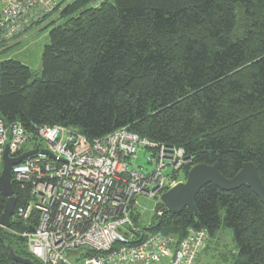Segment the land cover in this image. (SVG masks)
<instances>
[{"label": "trees", "instance_id": "1", "mask_svg": "<svg viewBox=\"0 0 264 264\" xmlns=\"http://www.w3.org/2000/svg\"><path fill=\"white\" fill-rule=\"evenodd\" d=\"M44 25L50 31L41 76L0 53L7 125L30 133L63 126L90 142L127 128L183 148L192 160L185 177L194 166L218 164L231 179L253 163L264 182V0H62L33 29ZM13 189L17 209L29 193ZM5 204L0 192L2 211ZM195 205L194 215H174L160 204L163 214L149 227L135 222L177 242L204 230L203 253L227 228L237 253L221 254V264H264V204L249 186L224 192L209 184ZM23 230L15 221L9 230L0 226V264H19L11 251L40 264L11 232Z\"/></svg>", "mask_w": 264, "mask_h": 264}, {"label": "built area", "instance_id": "2", "mask_svg": "<svg viewBox=\"0 0 264 264\" xmlns=\"http://www.w3.org/2000/svg\"><path fill=\"white\" fill-rule=\"evenodd\" d=\"M60 2L0 0V53L20 43ZM6 149L10 158L37 150L12 169V183L27 189L29 197L11 220L24 230L11 232L25 239L40 264H198L207 248L204 230H190L177 242L135 222H144L143 201L153 202L154 215L163 214L157 210L162 195L192 167L183 148L141 139L127 128L90 142L63 126L30 133L0 118V175ZM143 152L144 166L138 164ZM70 255L83 257L71 262Z\"/></svg>", "mask_w": 264, "mask_h": 264}, {"label": "water", "instance_id": "3", "mask_svg": "<svg viewBox=\"0 0 264 264\" xmlns=\"http://www.w3.org/2000/svg\"><path fill=\"white\" fill-rule=\"evenodd\" d=\"M44 51H42L38 63V71H43ZM48 154L49 152L43 151ZM37 150L27 152L18 158H10L8 149L4 153L3 171L0 175V192L6 199V204L1 215V225L7 229L11 227V220L16 210V198L12 183L13 167L24 162L25 159L36 154ZM213 184L224 192H234L243 186H249L259 200L264 204V182L261 179L257 167L253 163L243 165L241 171L231 179L226 178L220 171L219 165L194 166L188 173L186 182L171 188L161 197L165 210L171 214L179 215L185 209L191 215L197 213L195 205L196 197L207 185ZM33 231V229H31ZM78 253V252H75ZM11 257L19 264H35L31 259L16 256L11 251ZM64 264V263H62Z\"/></svg>", "mask_w": 264, "mask_h": 264}, {"label": "rangeland", "instance_id": "4", "mask_svg": "<svg viewBox=\"0 0 264 264\" xmlns=\"http://www.w3.org/2000/svg\"><path fill=\"white\" fill-rule=\"evenodd\" d=\"M62 2V0H60ZM60 2V3H61ZM57 10V9H56ZM49 23V22H48ZM47 24V23H46ZM49 26V25H46ZM46 26H42L36 29H31L26 36H22L20 40H22L20 43H14L9 50L4 52V55L2 56L3 59H15L16 61H19L28 67L31 68L33 73L36 76H41V73L38 71V63L40 60V56L42 53V50L45 45L49 43V31L50 29H47ZM16 44V45H15ZM2 59V58H1ZM45 147V146H44ZM142 154H140L138 164L139 165H146L147 160L146 157ZM185 171L182 174V177L180 180L181 183L186 182L187 177L184 176ZM142 210H143V221L147 225L152 224L153 214V202H145L143 201ZM145 205V206H144ZM146 208V209H144ZM221 217L224 218V211H221ZM212 250L210 253H203L200 256V260L198 264H221L220 256L221 254H229L231 256L232 254L237 253L236 243L234 240V234L233 231L227 228H222L218 233L215 239L212 241ZM215 247V248H214ZM212 259L211 257H214ZM83 255H70L69 260L71 262H76L80 258H82ZM216 259V260H215Z\"/></svg>", "mask_w": 264, "mask_h": 264}, {"label": "bare ground", "instance_id": "5", "mask_svg": "<svg viewBox=\"0 0 264 264\" xmlns=\"http://www.w3.org/2000/svg\"><path fill=\"white\" fill-rule=\"evenodd\" d=\"M24 127V126H23Z\"/></svg>", "mask_w": 264, "mask_h": 264}]
</instances>
